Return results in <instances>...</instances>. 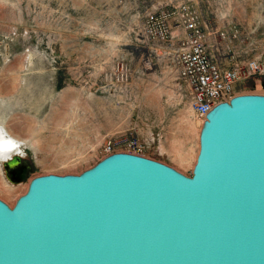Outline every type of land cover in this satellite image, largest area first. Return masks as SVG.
Here are the masks:
<instances>
[{
  "label": "rangeland",
  "instance_id": "obj_1",
  "mask_svg": "<svg viewBox=\"0 0 264 264\" xmlns=\"http://www.w3.org/2000/svg\"><path fill=\"white\" fill-rule=\"evenodd\" d=\"M182 5L198 17L219 61L264 67V0H0V115L36 145L4 163L0 175L16 198L2 200L13 207L38 176L94 167L108 137L137 138L146 157L192 175L174 152H198V138L183 130L191 90L173 62L175 47L146 33L149 14L179 16ZM236 92L264 95V74ZM21 166L25 172L12 175Z\"/></svg>",
  "mask_w": 264,
  "mask_h": 264
},
{
  "label": "water",
  "instance_id": "obj_2",
  "mask_svg": "<svg viewBox=\"0 0 264 264\" xmlns=\"http://www.w3.org/2000/svg\"><path fill=\"white\" fill-rule=\"evenodd\" d=\"M192 175L117 152L0 198V264H264V95L215 106Z\"/></svg>",
  "mask_w": 264,
  "mask_h": 264
},
{
  "label": "built area",
  "instance_id": "obj_3",
  "mask_svg": "<svg viewBox=\"0 0 264 264\" xmlns=\"http://www.w3.org/2000/svg\"><path fill=\"white\" fill-rule=\"evenodd\" d=\"M179 16L169 9L147 16L146 33L149 38L169 43L175 47L172 59L179 77L191 90V107L196 117L204 122L208 113L218 104L237 96L239 83L264 74V67L257 61L245 66L229 68L214 55L215 44L209 41L198 17L187 5H182ZM181 31L184 35H176ZM127 152L146 156L145 147L137 138L108 137L104 156Z\"/></svg>",
  "mask_w": 264,
  "mask_h": 264
},
{
  "label": "bare ground",
  "instance_id": "obj_4",
  "mask_svg": "<svg viewBox=\"0 0 264 264\" xmlns=\"http://www.w3.org/2000/svg\"><path fill=\"white\" fill-rule=\"evenodd\" d=\"M4 89V88H3ZM6 90V89H5ZM4 90V91H5ZM260 95H263V94H260ZM5 99L6 98H3L1 99V101L4 103L5 102ZM8 100V99H7ZM1 102V103H2ZM4 106V105H3ZM193 112V111H191ZM191 112H188L186 115L184 114V117H183V121L185 122L184 126H183V130H184V134L187 135L188 137H191L192 135H194L196 138H200V132L201 130L199 129H196L195 125H194V122L192 121L191 117L192 116V113ZM194 115V114H193ZM0 118H3L5 120L6 119V116L4 114L0 115ZM194 120V119H193ZM204 124V122H202ZM6 125H7V129L8 131L14 136L16 137L17 139L19 140H25L23 137H20L18 135H16V131L13 130V125L8 123L6 121ZM198 147L200 148V145L198 143ZM175 148V147H173ZM199 148H198V152H199ZM173 150V149H172ZM180 148H175L174 152H175V157L177 160H179L181 163H184L185 165L189 166V167H194L195 163H196V160H197V156H198V152L197 153H194L192 154L189 153V154H183L180 152ZM194 152V151H193ZM17 160V156H14L13 157V162H16ZM12 161H9V162H12ZM17 163V162H16ZM19 164V163H18ZM1 171L3 170H0V174H1ZM6 183H4V180L2 178V176L0 175V197L2 199H5L6 201H8V199L10 198L9 196H14V189H12V187H9V186H6L5 185ZM29 187V185H28ZM25 190V189H24ZM11 193V194H9ZM16 198V196H14ZM16 201H14L12 203V205H15ZM10 205V204H9Z\"/></svg>",
  "mask_w": 264,
  "mask_h": 264
},
{
  "label": "clouds",
  "instance_id": "obj_5",
  "mask_svg": "<svg viewBox=\"0 0 264 264\" xmlns=\"http://www.w3.org/2000/svg\"><path fill=\"white\" fill-rule=\"evenodd\" d=\"M26 149L35 152V143L14 137L7 129L6 120L0 118V170H3L4 163L12 161L14 156L25 158Z\"/></svg>",
  "mask_w": 264,
  "mask_h": 264
},
{
  "label": "trees",
  "instance_id": "obj_6",
  "mask_svg": "<svg viewBox=\"0 0 264 264\" xmlns=\"http://www.w3.org/2000/svg\"><path fill=\"white\" fill-rule=\"evenodd\" d=\"M24 166H21V167H19V168H17V169H12V175H16V177H18L20 174H21V172H22V174L25 172L24 171ZM23 170V171H22ZM14 173V174H13ZM20 177V176H19Z\"/></svg>",
  "mask_w": 264,
  "mask_h": 264
}]
</instances>
